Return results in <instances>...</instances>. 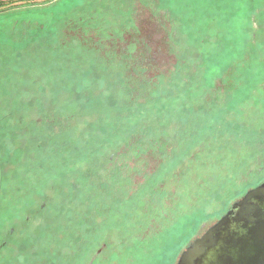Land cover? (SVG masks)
<instances>
[{
  "label": "rangeland",
  "instance_id": "1",
  "mask_svg": "<svg viewBox=\"0 0 264 264\" xmlns=\"http://www.w3.org/2000/svg\"><path fill=\"white\" fill-rule=\"evenodd\" d=\"M0 2V264H175L264 174V0Z\"/></svg>",
  "mask_w": 264,
  "mask_h": 264
},
{
  "label": "water",
  "instance_id": "2",
  "mask_svg": "<svg viewBox=\"0 0 264 264\" xmlns=\"http://www.w3.org/2000/svg\"><path fill=\"white\" fill-rule=\"evenodd\" d=\"M175 264H264V182L192 239Z\"/></svg>",
  "mask_w": 264,
  "mask_h": 264
},
{
  "label": "trees",
  "instance_id": "3",
  "mask_svg": "<svg viewBox=\"0 0 264 264\" xmlns=\"http://www.w3.org/2000/svg\"><path fill=\"white\" fill-rule=\"evenodd\" d=\"M3 4V2H0V5H2ZM196 34V33H195ZM201 34V33H200ZM199 34V38L197 37V39H200V38H202V37H204L205 36V33H203V34H201L200 35ZM197 36V35H196ZM201 41H204V39L202 38L201 39ZM257 39H256V34H253L252 36H250L249 37V43H250V46H249V48H253L255 45H257ZM208 53V51H207V49H203V55H204V58H203V55L201 54V60H200V65H202L203 64V61H204V59H206V54ZM247 57H249L250 58V55H247ZM234 65H235V63H234ZM123 86V88H124V91L129 95V96H131L130 95V91H131V88H130V86H129V84H125V85H122ZM95 103L97 104L98 103V101H96L95 100Z\"/></svg>",
  "mask_w": 264,
  "mask_h": 264
},
{
  "label": "flooded vegetation",
  "instance_id": "4",
  "mask_svg": "<svg viewBox=\"0 0 264 264\" xmlns=\"http://www.w3.org/2000/svg\"><path fill=\"white\" fill-rule=\"evenodd\" d=\"M261 169L259 170L261 173H264V165H261ZM264 182V174H261L259 177H257V181H256V183H253L250 187H248V188H246L245 190H244V193L248 190V189H251V188H254L255 186H257V185H259V184H261V183H263ZM244 193H242L238 198H241L242 197V195L244 194ZM237 198V199H238Z\"/></svg>",
  "mask_w": 264,
  "mask_h": 264
}]
</instances>
